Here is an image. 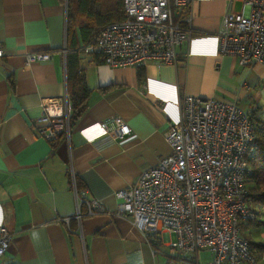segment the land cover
<instances>
[{"label": "crops", "instance_id": "0c3cea01", "mask_svg": "<svg viewBox=\"0 0 264 264\" xmlns=\"http://www.w3.org/2000/svg\"><path fill=\"white\" fill-rule=\"evenodd\" d=\"M67 8V0H0V224L11 232L0 264H204L202 253L208 251L171 253V233L150 244L128 215L110 210L87 215L81 203L83 217L74 218L71 172L80 198H98L115 209L114 190L132 184L169 154L164 132L179 119L182 94L237 100L242 107L241 100L249 115L260 113L264 97H249L244 86L238 90L231 82L238 69L249 73L250 68L235 55L218 52L222 16L226 10L240 11L241 1L193 0L182 15L191 17L194 31L177 48V63L141 66L143 84L137 67H111L100 55L81 51L85 42L75 26L78 64L90 89L88 106L71 124L69 136L61 134L52 143L31 123L40 113L41 98L60 96L66 87L61 48L66 46ZM29 51H50L51 57L26 64L23 54ZM253 68L264 74V66ZM111 116L122 117L131 134L122 139L101 134L97 122ZM257 250L260 264L264 248Z\"/></svg>", "mask_w": 264, "mask_h": 264}, {"label": "built area", "instance_id": "2783aa9c", "mask_svg": "<svg viewBox=\"0 0 264 264\" xmlns=\"http://www.w3.org/2000/svg\"><path fill=\"white\" fill-rule=\"evenodd\" d=\"M193 0H122L123 16L105 23L91 40L81 44L86 54H97L111 67L144 66L150 61L177 63V48L193 34L191 17L182 11ZM242 9L226 10L218 32L220 55L232 54L241 65L264 66V0H240ZM64 55L66 46L61 48ZM4 51L0 45V57ZM24 62L49 60L50 51H29ZM71 103L67 88L60 96L43 97L31 128L49 142L69 136ZM101 134L122 139L131 128L120 116L97 122ZM169 154L141 171L135 182L114 190L115 209L98 198H80L74 218L104 211L130 216L150 244L161 233L171 253L209 252L207 264H256L251 244L240 222L254 218L248 203L247 158L256 150L253 123L237 100L182 94L179 119L164 132ZM69 223V217L60 218ZM71 231V228L68 227ZM11 232L0 224V258ZM191 264H199L197 261Z\"/></svg>", "mask_w": 264, "mask_h": 264}, {"label": "trees", "instance_id": "16d2710c", "mask_svg": "<svg viewBox=\"0 0 264 264\" xmlns=\"http://www.w3.org/2000/svg\"><path fill=\"white\" fill-rule=\"evenodd\" d=\"M74 1L75 4H73ZM67 7L66 48L68 50L65 55V69L66 88L71 103V126L87 108L90 95L85 76L78 64V43L73 29L76 26L79 39L87 42L94 38L105 23L121 18L123 6L122 0H67ZM137 78L140 84L145 82V74L141 70V66L137 67ZM250 118L253 123L257 148L247 158L246 181L249 190L248 203L255 216L244 222L260 224L264 222L260 220L261 217L258 218V212L252 206L257 204L264 209V115L252 113ZM77 188H79L78 184ZM248 241L250 244L254 243V245L264 248V243ZM5 264L20 263L8 262Z\"/></svg>", "mask_w": 264, "mask_h": 264}, {"label": "rangeland", "instance_id": "374dc122", "mask_svg": "<svg viewBox=\"0 0 264 264\" xmlns=\"http://www.w3.org/2000/svg\"><path fill=\"white\" fill-rule=\"evenodd\" d=\"M250 68V67H249ZM252 68L249 69V73L243 72L242 69H238L236 71L237 76L231 79V82L235 84L236 89H241L242 86H244V90L246 94L250 97H256V96H262L264 97V74L257 73L256 70ZM241 73L242 77L238 79V74ZM246 81V82H245ZM239 104L245 108V103L243 101H239ZM262 107L259 112L261 115H264V103L259 105ZM247 110V109H246ZM248 111V110H247ZM249 113V111H248ZM254 209L257 210L258 218L261 217V221L264 222V209L260 207L257 204H253L252 206ZM260 212V213H259ZM240 229L242 235L247 238L248 240H260L264 241V223H253V222H240ZM252 249L254 251V254L257 258L259 255V252L257 250L258 246L251 244ZM202 258L204 259V264L208 262V258L210 257L207 253L203 252L202 253ZM201 261V262H203ZM257 263V261H256ZM264 264V261L262 263Z\"/></svg>", "mask_w": 264, "mask_h": 264}]
</instances>
